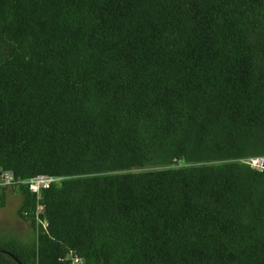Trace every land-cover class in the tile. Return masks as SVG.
I'll return each mask as SVG.
<instances>
[{
  "label": "trees",
  "instance_id": "1",
  "mask_svg": "<svg viewBox=\"0 0 264 264\" xmlns=\"http://www.w3.org/2000/svg\"><path fill=\"white\" fill-rule=\"evenodd\" d=\"M260 156L264 0H0V264H264Z\"/></svg>",
  "mask_w": 264,
  "mask_h": 264
},
{
  "label": "built area",
  "instance_id": "2",
  "mask_svg": "<svg viewBox=\"0 0 264 264\" xmlns=\"http://www.w3.org/2000/svg\"><path fill=\"white\" fill-rule=\"evenodd\" d=\"M244 163L248 164L251 168L257 171H264V156L252 157L246 160H243ZM61 178L51 177L46 175H38L27 180H17L13 172L5 171L0 173V187L14 188L19 185H26L31 194H33L37 201V207L35 209L36 220H39L40 213L44 210V205L40 202L43 199V191L48 189L54 183L60 182ZM46 222L43 223L45 227ZM79 259L75 257L73 259V264H78Z\"/></svg>",
  "mask_w": 264,
  "mask_h": 264
},
{
  "label": "rangeland",
  "instance_id": "3",
  "mask_svg": "<svg viewBox=\"0 0 264 264\" xmlns=\"http://www.w3.org/2000/svg\"><path fill=\"white\" fill-rule=\"evenodd\" d=\"M21 204L22 197L10 190L7 193L5 207L0 208V231L27 240L32 234L27 224L18 215Z\"/></svg>",
  "mask_w": 264,
  "mask_h": 264
}]
</instances>
